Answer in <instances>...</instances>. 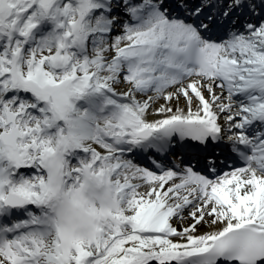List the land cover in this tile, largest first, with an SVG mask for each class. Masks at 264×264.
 Wrapping results in <instances>:
<instances>
[{
	"label": "snow or ice",
	"instance_id": "snow-or-ice-1",
	"mask_svg": "<svg viewBox=\"0 0 264 264\" xmlns=\"http://www.w3.org/2000/svg\"><path fill=\"white\" fill-rule=\"evenodd\" d=\"M0 264H264V0H0Z\"/></svg>",
	"mask_w": 264,
	"mask_h": 264
},
{
	"label": "bare ground",
	"instance_id": "bare-ground-1",
	"mask_svg": "<svg viewBox=\"0 0 264 264\" xmlns=\"http://www.w3.org/2000/svg\"><path fill=\"white\" fill-rule=\"evenodd\" d=\"M181 106H183V105H181ZM177 226H179V225H177ZM200 230H202V232H203V231H205L206 229H205V228H201Z\"/></svg>",
	"mask_w": 264,
	"mask_h": 264
},
{
	"label": "rangeland",
	"instance_id": "rangeland-1",
	"mask_svg": "<svg viewBox=\"0 0 264 264\" xmlns=\"http://www.w3.org/2000/svg\"><path fill=\"white\" fill-rule=\"evenodd\" d=\"M202 232V230H200Z\"/></svg>",
	"mask_w": 264,
	"mask_h": 264
}]
</instances>
